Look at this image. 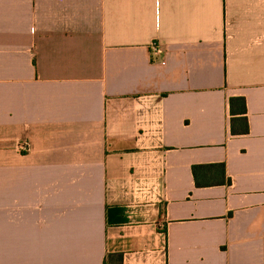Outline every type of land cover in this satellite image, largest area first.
Returning a JSON list of instances; mask_svg holds the SVG:
<instances>
[{"label": "crops", "instance_id": "1", "mask_svg": "<svg viewBox=\"0 0 264 264\" xmlns=\"http://www.w3.org/2000/svg\"><path fill=\"white\" fill-rule=\"evenodd\" d=\"M118 254L264 264V0H0V264Z\"/></svg>", "mask_w": 264, "mask_h": 264}, {"label": "trees", "instance_id": "2", "mask_svg": "<svg viewBox=\"0 0 264 264\" xmlns=\"http://www.w3.org/2000/svg\"><path fill=\"white\" fill-rule=\"evenodd\" d=\"M234 100H237V99H232V104H233V101ZM243 102V109H244V112L243 113H246V102L244 99H239ZM233 111V109H232ZM245 122H246V119H245ZM235 132V130H233ZM248 131V127H246V130L245 132ZM106 264H123V255H110L107 259H106Z\"/></svg>", "mask_w": 264, "mask_h": 264}, {"label": "built area", "instance_id": "3", "mask_svg": "<svg viewBox=\"0 0 264 264\" xmlns=\"http://www.w3.org/2000/svg\"><path fill=\"white\" fill-rule=\"evenodd\" d=\"M153 50H154L155 54H161L163 52V50L158 45H156V46L154 45ZM23 149L27 150L28 148L24 145Z\"/></svg>", "mask_w": 264, "mask_h": 264}]
</instances>
